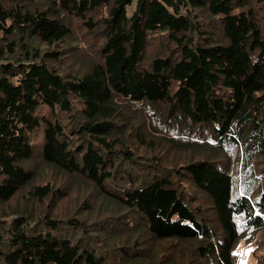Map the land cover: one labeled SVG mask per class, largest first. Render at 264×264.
<instances>
[{
	"label": "trees",
	"instance_id": "1",
	"mask_svg": "<svg viewBox=\"0 0 264 264\" xmlns=\"http://www.w3.org/2000/svg\"><path fill=\"white\" fill-rule=\"evenodd\" d=\"M240 241L264 264V0H0V264Z\"/></svg>",
	"mask_w": 264,
	"mask_h": 264
},
{
	"label": "rangeland",
	"instance_id": "2",
	"mask_svg": "<svg viewBox=\"0 0 264 264\" xmlns=\"http://www.w3.org/2000/svg\"><path fill=\"white\" fill-rule=\"evenodd\" d=\"M143 161L146 162V159L143 158ZM58 183H62V185L65 186V190L69 191L70 193L68 196L65 197V200L63 201L62 204V209L64 210L63 214H73L72 212H76L78 207L83 205L86 200H85V194L87 193V190L82 187V186H77L73 181L62 179ZM62 201L60 202V204ZM115 220V219H113ZM112 220V221H113ZM118 221L120 219L118 218ZM152 242V250L153 252H157L155 255H158L157 257H160L162 253H168V244L164 243L163 244H155L153 241ZM255 243H245L244 241H240L236 248V252L238 253V260L237 264H256V256L254 254V248H255ZM157 249V250H154ZM152 252V251H151ZM150 252V253H151ZM160 252V254H159Z\"/></svg>",
	"mask_w": 264,
	"mask_h": 264
}]
</instances>
